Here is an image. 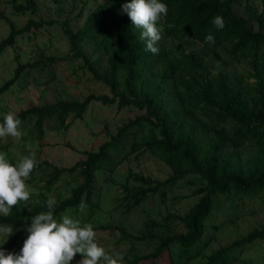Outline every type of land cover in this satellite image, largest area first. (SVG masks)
Returning <instances> with one entry per match:
<instances>
[{"label": "trees", "instance_id": "obj_1", "mask_svg": "<svg viewBox=\"0 0 264 264\" xmlns=\"http://www.w3.org/2000/svg\"><path fill=\"white\" fill-rule=\"evenodd\" d=\"M11 2L18 12L35 11L37 6L36 0ZM126 2L130 0H102L76 29L69 26L68 19L61 22L69 43L68 54L81 60L93 77L104 82L110 95L90 92L81 99L58 98L43 104H29L14 113L22 122L33 119L35 134L41 136L46 119L53 118L67 126L66 118L83 117L92 100L116 103L119 108H137L135 116L118 125L109 139L95 149L82 150V156L72 165L38 160L29 180L44 171V188L51 190L62 175L77 172L81 179L71 185L69 194L56 199L54 215L59 220L66 212L81 210L83 203L91 211L82 219L86 220L99 207V201L93 199L96 170H112L117 161L110 150L116 151L132 131L130 149L150 150L168 163L172 172L160 180L130 170L120 184L118 197V204H123L127 211L150 193L165 194L166 185L188 173L197 174L202 181L194 189V193L200 194L198 199L185 212L164 217V234L154 231L152 223L157 221L144 220L139 233H132L121 225L116 227L119 238L130 242L123 264H139L164 252L169 253L170 264H174L171 245L177 244L181 252L190 251V257L205 248L206 219L212 212L216 194L232 191L233 195L264 197V13L258 12L249 0H162L169 12L163 21L165 31L157 44L159 53L153 55L145 51L140 30L132 26L127 14L120 12ZM235 2L245 6L249 17L258 23L257 30L234 10ZM217 15L225 20L222 30L212 23ZM0 17L9 24L7 34L0 39V53L13 45L18 35L42 24L30 19L17 26L1 10ZM209 33L215 37L211 45L205 43ZM181 43L195 46L184 49ZM64 57L40 53L31 61L17 62L11 75L0 84V92L10 87L22 70L35 67L41 61L53 62ZM142 125L146 126L147 133L136 140ZM48 199L41 192L40 199L34 203L14 207L7 217L0 215V225L13 227L23 222L27 225L32 217L48 211ZM170 219L179 220L184 229L171 228ZM107 226L97 225L103 229ZM152 239L156 245L151 251H134L140 241ZM260 239L264 240V222L206 253L201 264H233L234 250ZM11 245L12 242L1 248L10 252Z\"/></svg>", "mask_w": 264, "mask_h": 264}, {"label": "rangeland", "instance_id": "obj_2", "mask_svg": "<svg viewBox=\"0 0 264 264\" xmlns=\"http://www.w3.org/2000/svg\"><path fill=\"white\" fill-rule=\"evenodd\" d=\"M24 1V0H19ZM102 0H61L55 3L51 0H36V10L18 12L11 0H0V10L3 11L17 26L24 25L28 20L42 21L39 26H32L29 30L17 36L13 45L7 46L0 53V84L8 78L17 62L31 61L40 53L48 55H65L64 58L53 62L41 61L32 68L21 71L16 81L5 91L0 92V116L7 112H15L29 104H43L58 98L81 99L86 94H111L109 87L101 80L93 77L92 73L81 64V60L68 54L69 43L61 22L69 20V26L76 29L82 25L86 14L95 9ZM258 12L264 13V0H249ZM234 10L247 19L248 25L257 30L258 23L253 21L243 4L235 2ZM9 30V24L0 17V39ZM264 31V27L262 28ZM184 49L195 46L193 43H181ZM241 66V65H240ZM238 69L242 70V67ZM137 113L135 107H117L116 103L104 104L92 100L83 117L74 118L69 115L64 123L59 124L55 119L44 121V133L35 134L33 119L22 122L23 136L19 139L7 137L0 140V154L15 164L18 159L35 153L37 160L46 159L56 165H72L80 156L82 150L97 148L98 145L110 138L123 121L132 118ZM133 130V129H132ZM147 133L145 125L136 133L135 139L141 140ZM133 132L124 137L122 144L116 151L110 150L117 161L112 170H96V188L94 200L99 201V207L86 220L91 211L84 205L79 211L71 210L63 215H69L82 223H91L96 231L98 244L114 257H124L129 251L130 242L119 238L118 225L124 226L132 233H139L144 220L157 221L153 229L158 234H164L166 227L164 217L169 213L185 212L199 197L194 189L202 181L195 173H188L172 184L166 185L165 194L160 191L150 193L137 206L126 210L123 204H118L121 195V182L131 171H138L144 175L163 180L172 169L168 163L146 149L143 151L130 149ZM47 165H44V167ZM47 168V167H45ZM48 168L46 169V171ZM32 180H27L30 192L29 203L40 199L41 192L55 200L70 193V187L81 177L77 172L65 173L53 185L51 190L44 188L46 174L37 172ZM218 193L215 195L214 207L206 219L203 242L205 248L197 256L190 257L189 252L179 251L177 244L171 245L174 264H201L206 253L221 245L227 244L234 238L240 237L248 230L264 222V197L261 195H233ZM86 204V203H85ZM72 209V208H69ZM66 211V210H65ZM62 216V215H61ZM25 222L13 226L11 236L0 233V248L12 242L10 252H19L24 240L28 236ZM175 230H183V224L177 219L168 221ZM107 224L106 228L97 225ZM8 226V225H6ZM114 226V227H113ZM12 227V226H11ZM134 251L139 253L151 251L155 239L140 241ZM203 245V243L201 242ZM5 249V248H4ZM169 253L164 252L155 259H143L139 264H170ZM233 264H264V240H255L241 250L233 251ZM83 258L77 254L71 264H78Z\"/></svg>", "mask_w": 264, "mask_h": 264}, {"label": "clouds", "instance_id": "obj_3", "mask_svg": "<svg viewBox=\"0 0 264 264\" xmlns=\"http://www.w3.org/2000/svg\"><path fill=\"white\" fill-rule=\"evenodd\" d=\"M120 12L127 14L132 26L140 30L139 38L145 42V51L158 54L157 44L165 31L163 21L169 12L168 5L162 0H130L121 6ZM212 23L218 30L225 27V20L220 15L215 16ZM205 43L214 44V35L207 34ZM21 125L22 120L16 113H5L0 123V140L21 138ZM38 164L35 153L18 159L15 164L0 154V215L7 217L14 207L27 205L30 192L26 181ZM56 204L54 198H49L46 202L48 211L31 218L26 228L28 236L19 252L0 248V264H71L77 254L83 256L78 264H123L122 257L110 255L98 244L91 223L81 224L69 215H62L58 220L54 215ZM80 207L83 209V203ZM13 232V227L0 225V233L7 237Z\"/></svg>", "mask_w": 264, "mask_h": 264}]
</instances>
